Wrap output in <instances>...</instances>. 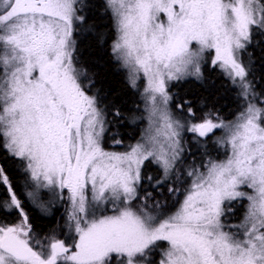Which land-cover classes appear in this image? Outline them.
<instances>
[{
	"label": "snow or ice",
	"instance_id": "1",
	"mask_svg": "<svg viewBox=\"0 0 264 264\" xmlns=\"http://www.w3.org/2000/svg\"><path fill=\"white\" fill-rule=\"evenodd\" d=\"M94 7L143 103L133 119L147 121L124 151L105 147L123 145L112 128L124 113L102 103L79 57ZM255 48L264 61V0H0V152L24 177L18 186L0 165V213L16 217L0 220V264H264ZM206 70L236 91L231 119L175 99L173 86L203 84ZM193 147L204 149L198 163ZM61 207L60 234L38 232L29 211Z\"/></svg>",
	"mask_w": 264,
	"mask_h": 264
},
{
	"label": "trees",
	"instance_id": "2",
	"mask_svg": "<svg viewBox=\"0 0 264 264\" xmlns=\"http://www.w3.org/2000/svg\"><path fill=\"white\" fill-rule=\"evenodd\" d=\"M92 2L99 5L102 3V0H92ZM87 16L88 25L91 27V30L78 36L80 61L90 75H92L96 85L93 91L99 90L102 103L109 106L115 105L123 111L124 119L119 124L113 126L112 133L118 132L117 138H121L124 141L123 145L120 146L126 147L135 143L139 138V131L142 125L137 123L139 119H133V116H139L140 111H142V101L139 94L129 88L125 79V72L111 58L112 29L107 15L104 14L102 8L94 7L87 13ZM254 51L257 58L256 76L257 90L259 91L261 88H264V83H260L259 80L264 61L261 60V49L255 48ZM205 74L206 81L203 84L191 82L175 86V99H190L198 108L205 106L207 109H214L223 118L231 119L233 114L238 110L236 91L232 89L228 81L218 71L206 70ZM210 143L207 146V151L210 154L211 152H215V154L211 155L216 156L218 152L213 149ZM108 144H111L110 140H108ZM195 149H192V153L196 152L194 158L198 163L202 158L204 149ZM0 158L2 166L13 178L14 183L22 186L24 184V177L18 171L19 164L3 152H0ZM192 159V155H189V161ZM144 172L146 175L151 174L154 178L160 174L158 169L154 170L151 164L146 165ZM144 186L151 190L147 183ZM166 189L167 186H164L154 191L156 199L163 201L169 197L170 194ZM241 209L236 210V217L239 216ZM29 215L32 217L34 227L38 232L48 234L56 231L57 235L60 234L59 229L63 223L62 217L64 215L62 207L60 211L53 210L51 214L47 215L42 214L39 210H30ZM13 218L14 216L5 217L0 213L1 220L11 222L14 221Z\"/></svg>",
	"mask_w": 264,
	"mask_h": 264
},
{
	"label": "rangeland",
	"instance_id": "3",
	"mask_svg": "<svg viewBox=\"0 0 264 264\" xmlns=\"http://www.w3.org/2000/svg\"><path fill=\"white\" fill-rule=\"evenodd\" d=\"M178 85H181V84H178ZM175 86H177V85H175ZM175 86H173L172 87V89H171V91L173 92V94H174V87ZM175 95V94H174ZM142 109H143V103H142ZM137 123H140L141 125H142V127H141V129H140V131H139V133H140V135H139V138H138V140L140 139V137H141V135H142V133H143V131H144V129L147 127V121L146 120H137ZM220 133L219 132H217V135H219ZM190 135L191 134H185V138L187 139L188 137H190ZM210 144H212V143H210ZM108 140L106 141V144H105V147H107V148H110V147H108ZM212 146H213V149H215L216 150V152H218L219 150H217L215 147H214V145L212 144ZM127 148H124V147H121L120 149H118V151H124V150H126ZM193 150L195 149V147H193L192 148ZM110 150H113L112 148H110ZM192 150V151H193ZM196 150V149H195ZM114 151H116V150H114ZM194 153H196V152H194ZM211 154H215V152H211ZM146 167V166H145ZM153 169L154 170H156L157 168L153 165ZM159 171V170H158ZM145 183H147V181H145ZM148 184V183H147ZM62 209H63V207H62ZM243 209V208H242ZM64 210V209H63ZM244 210V209H243Z\"/></svg>",
	"mask_w": 264,
	"mask_h": 264
},
{
	"label": "flooded vegetation",
	"instance_id": "4",
	"mask_svg": "<svg viewBox=\"0 0 264 264\" xmlns=\"http://www.w3.org/2000/svg\"><path fill=\"white\" fill-rule=\"evenodd\" d=\"M0 165H2V163H1V158H0ZM163 191V190H162ZM239 208H242V207H240V206H237V210L239 209ZM242 213H243V209H241L240 210V214H239V216L238 217H235L234 219H239L240 218V216L242 215ZM14 220L16 219V217L14 216V218H13ZM1 220V219H0Z\"/></svg>",
	"mask_w": 264,
	"mask_h": 264
}]
</instances>
